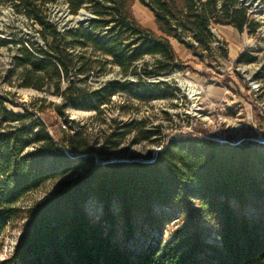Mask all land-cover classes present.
Here are the masks:
<instances>
[{
  "label": "trees",
  "instance_id": "16d2710c",
  "mask_svg": "<svg viewBox=\"0 0 264 264\" xmlns=\"http://www.w3.org/2000/svg\"><path fill=\"white\" fill-rule=\"evenodd\" d=\"M60 1L73 16L88 11V23L62 30L51 18ZM134 1L11 0L42 43L20 42L9 72L20 87L61 100L53 105L63 128L55 137L37 110L15 112L0 95V254L7 231L24 222L0 264H264V144L187 135L160 138L155 154L118 156L130 137L138 145L160 135L147 120L119 115L139 111L135 99L148 105L171 95L159 80L183 65L172 39L204 62L228 54L215 26L256 35L260 24L239 0H139L159 35L135 18ZM117 99L126 102L110 119ZM68 108L93 113L91 122L107 129L70 120ZM51 183L55 192L27 204ZM147 230L155 244L132 251Z\"/></svg>",
  "mask_w": 264,
  "mask_h": 264
},
{
  "label": "rangeland",
  "instance_id": "374dc122",
  "mask_svg": "<svg viewBox=\"0 0 264 264\" xmlns=\"http://www.w3.org/2000/svg\"><path fill=\"white\" fill-rule=\"evenodd\" d=\"M240 2L249 7L253 19L260 24L256 35H249L248 32L240 34L230 26H225L226 28L215 26L213 32L225 44L228 52L226 58L217 55L216 58H208L203 62L181 44L183 53L178 55L183 62L182 68L164 77L165 82L171 86L169 97L153 100L148 105L140 99H135L139 111L130 110L131 113L120 115L118 106L124 104L126 100L114 101L115 104L108 114L110 119L119 115V118L128 121L133 116L139 120H147L149 127L160 132V135L152 139L153 141L138 145H135L134 139L130 137L121 146L118 156L128 158L155 154L160 151L161 145L157 142L160 138L168 141L187 135L230 144L251 142L264 144V79L256 78L264 65V0ZM131 10L144 27L155 29L157 34L162 35L151 9L136 0ZM51 18L63 30L87 24L91 15L88 11L82 10L73 16L68 6L60 1L51 6ZM39 32V27H34L22 14H17L11 0H0V95L10 100L9 108L15 112H23L24 109L37 110L49 125L52 134L59 138L63 120L55 111L53 104H60L61 100L33 89L20 87L16 82V76L9 72L14 68L13 57L21 47L20 42L31 41L41 44ZM2 41L8 43L3 45ZM14 41L19 43L13 44ZM185 54L188 57H185ZM242 54L251 55L256 61L250 64L240 63L238 59ZM188 82L196 85L198 95H190L186 87ZM253 82L259 85L258 89H252ZM165 90L168 89L163 88V92ZM66 115L75 122L90 124L93 132L107 129V125L98 120L91 122L94 116L91 112L68 108ZM56 189V183L47 185L33 193L27 204L45 199ZM88 211L93 216L101 213L100 207L95 204L89 205ZM23 226L24 222H21L7 231L0 262L12 253ZM202 226L208 233L212 232L207 222L202 221ZM157 238V234L151 230L139 232L130 242L129 248L132 251H142L154 245ZM208 241L215 242L213 233Z\"/></svg>",
  "mask_w": 264,
  "mask_h": 264
},
{
  "label": "crops",
  "instance_id": "0c3cea01",
  "mask_svg": "<svg viewBox=\"0 0 264 264\" xmlns=\"http://www.w3.org/2000/svg\"><path fill=\"white\" fill-rule=\"evenodd\" d=\"M223 27H225V26H223ZM226 28V27H225ZM152 31H154V32H156V30L155 29H151ZM171 43H172V45H173V47H174V49H175V51H176V53H177V55H178V53L180 54V53H183V46L181 45V44H179L177 41H175L174 42V40H171ZM179 56V55H178ZM185 57H188V55L187 54H185Z\"/></svg>",
  "mask_w": 264,
  "mask_h": 264
},
{
  "label": "bare ground",
  "instance_id": "6f19581e",
  "mask_svg": "<svg viewBox=\"0 0 264 264\" xmlns=\"http://www.w3.org/2000/svg\"><path fill=\"white\" fill-rule=\"evenodd\" d=\"M186 87L188 88L191 96H196V95L199 94L198 91H197L196 85L194 83L188 82L186 84Z\"/></svg>",
  "mask_w": 264,
  "mask_h": 264
},
{
  "label": "built area",
  "instance_id": "2783aa9c",
  "mask_svg": "<svg viewBox=\"0 0 264 264\" xmlns=\"http://www.w3.org/2000/svg\"><path fill=\"white\" fill-rule=\"evenodd\" d=\"M255 84H256V82H253V87H252L253 90H256L259 88V85H255Z\"/></svg>",
  "mask_w": 264,
  "mask_h": 264
},
{
  "label": "water",
  "instance_id": "95a60500",
  "mask_svg": "<svg viewBox=\"0 0 264 264\" xmlns=\"http://www.w3.org/2000/svg\"><path fill=\"white\" fill-rule=\"evenodd\" d=\"M239 1H243V0H239ZM160 81L164 82V81H165V78H161V79L159 80V82H160Z\"/></svg>",
  "mask_w": 264,
  "mask_h": 264
}]
</instances>
